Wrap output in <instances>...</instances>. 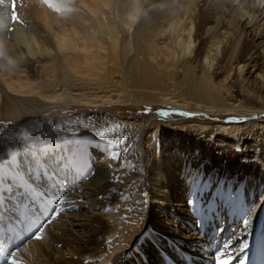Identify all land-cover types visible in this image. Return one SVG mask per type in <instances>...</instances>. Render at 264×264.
Listing matches in <instances>:
<instances>
[{"label":"rangeland","instance_id":"1","mask_svg":"<svg viewBox=\"0 0 264 264\" xmlns=\"http://www.w3.org/2000/svg\"><path fill=\"white\" fill-rule=\"evenodd\" d=\"M106 1L55 0L65 7L81 11L86 21L72 12L56 13L46 6L54 16L52 25L59 36L55 38L43 26L44 18H38L35 13L34 0H0V44L11 51L20 67L27 70L30 81L41 80L40 72L45 67L44 76L48 79L67 80L81 69L77 64H94L96 59L100 60L102 49H105L104 59L113 56L114 51L119 53L113 62L104 64L112 90L104 85L92 106L79 97L82 93L79 87L71 85L67 90L75 94L73 101L56 102L58 106L51 110L39 112L38 106L30 101L13 105L6 95V82L0 77V130L9 128L14 132V146L20 142L17 149L23 147L25 150L20 158L29 156V147H43L49 141L77 140L81 147L89 142L79 140L87 130L94 135V140L112 143L113 154L126 149L127 157L122 166L118 159L108 157L112 159L109 164L114 176L109 199L105 197L108 200L105 213L107 211L109 216H100L97 227L101 232L98 237L105 242L103 249L111 259L108 261L102 257L97 264H123L126 255L124 253L119 259L123 252L118 251L119 255L111 253L112 243L121 228L118 226L111 232L112 211L117 213L120 210L118 215L127 226L137 211L135 219L147 220L148 215L152 218L156 200L153 206H148L153 200L154 190L148 178L151 170L157 167L171 173L175 168L174 174L182 182V195L178 199L181 206L175 208L182 212L173 219L174 239L172 230L168 229L164 234L170 242L176 243L172 250L170 242L166 243L168 249L165 253L174 256L169 258L166 255V264H179L174 261L176 259L183 264L182 258L187 257L191 250L198 252L192 247L196 243L205 248L200 252L206 257V261L201 260L202 264H217V256L226 248L228 255L234 257L232 264H263L264 255L260 258L255 243L258 238V243L264 239V123L254 121L246 112L264 113V37L258 38L252 32L253 28H257V33L264 29V0ZM17 16L19 21H16ZM100 16H103L101 23ZM215 21L224 22L223 26L216 25ZM27 23L36 29L39 27L46 38L36 39V43L25 42L20 29L27 33ZM71 24H74L72 28ZM59 27L64 30H58ZM94 28L97 29L93 31ZM180 34V44L173 45L174 37ZM57 41L63 43L58 45ZM93 42L101 49L92 48L90 44ZM35 44L34 52L27 49V46ZM61 45L66 46L64 51H60ZM252 59L255 61L249 65ZM0 62L6 63L2 55ZM147 64L152 68V80L138 81L139 71ZM56 86L49 87L57 93ZM103 96L109 99H103ZM162 110L195 115L173 114L170 117L175 119L174 125L156 121L155 129L150 131L151 125H146L147 118ZM21 115L27 118L26 124L19 120ZM100 132L105 135L101 137L98 135ZM169 148L177 151L178 155L184 156L188 150L189 157L194 155L188 163L181 165L182 171L177 165L169 167ZM186 158L185 155L184 160ZM121 179L131 180V183L123 186ZM231 183L243 187H233ZM144 184L147 192L141 193L139 188ZM61 186L56 194L49 182L44 181L41 188L47 200H64L62 206L65 211V188ZM159 191L168 193L173 200L175 193L171 187L169 190L160 188ZM66 193L69 197V192ZM76 195H81V192ZM83 208L87 210L89 206L86 204ZM83 208L68 211L65 215L79 214ZM134 208L138 210L133 211ZM0 214V222L3 223L6 218L3 212ZM41 225L28 220L15 224V228L22 233L29 232L33 238ZM9 226L10 229L1 234L3 245L0 243V246L4 256L0 258V264H8L12 253L15 258L22 257L19 250L32 240L23 236L15 239L8 232H13L12 225ZM180 227H186L189 233L186 235L197 239L186 246L187 251H182L177 244ZM142 229V226L137 228L126 247L140 238ZM20 259L23 261L24 258ZM97 259L85 260L82 264H94L92 261Z\"/></svg>","mask_w":264,"mask_h":264},{"label":"bare ground","instance_id":"2","mask_svg":"<svg viewBox=\"0 0 264 264\" xmlns=\"http://www.w3.org/2000/svg\"><path fill=\"white\" fill-rule=\"evenodd\" d=\"M34 1L36 2L35 13H37L38 18L41 16L42 19L44 18V23L42 20L43 26L45 29H48L55 38H58L59 36L55 32L54 26L52 25L54 16L49 12L42 0ZM95 1L97 2L98 0ZM82 2L93 3L94 0H82ZM95 7L98 8L97 5H95ZM71 9L72 11L69 13L72 12L74 13L73 15H76L80 19L86 21V17L81 11H76L73 8ZM255 12H258V10H255ZM167 15L169 16L171 14L168 13ZM164 16L163 19H165ZM102 21L103 16H100L99 22L101 23ZM215 23L216 25H221L222 27L224 22H221L222 24H220V22L215 21ZM27 24V33L24 32L22 28L20 29V33L25 42L28 40V42L36 43V39L44 40V38H46L45 33L39 27L36 29L34 25L29 23ZM249 24L250 23H248L247 26H249ZM73 26L74 24H71V28ZM59 29L61 28L59 27L58 30ZM95 29L97 28H94L93 31H95ZM63 30L64 29L62 28L61 31ZM218 30H220V28ZM256 31L257 28L252 29V32H254L258 38L262 39L264 37V29L258 33ZM190 35L191 33L189 34V37ZM115 37L116 35L112 38V42L115 41ZM174 38L175 44L173 45H179L181 34ZM61 43H63V41H57L58 45ZM90 46L92 48L97 47L98 49H101L96 42H93ZM75 47L77 48L78 46ZM35 48H37L36 44L33 47L31 45H29V47L27 46V49L32 52L35 51ZM65 49L66 46L61 45L60 51H64ZM101 54L102 56L100 57V60L96 59V63L94 64H77V67L81 69L76 70L73 73V76L67 80L57 81L48 79L44 76V73L47 70L45 67L40 72L41 80L30 81L27 70L20 67V62L16 60L11 51L5 49V47L0 44V55H2L6 60L5 64L0 62V77L6 82L5 84L8 89V94L6 93V95L8 96L9 101L11 103L13 102V105L16 103L22 105L24 102L30 101L38 106L37 111L39 112L51 110L52 108L58 106L55 104L56 102L73 101L72 99L75 98V94L67 90V87L71 85L79 87L78 90L82 91L79 97L83 98L85 100L84 102L89 103L90 106H92L95 104L93 100L100 97L98 93L102 91V87L105 85L108 86V89L110 88V82L107 81L109 72L105 71L104 64L113 62L114 58H116L119 53L114 51L113 56L110 55L107 59H104L105 49L101 50ZM83 56H85V60H87L86 55ZM65 60L66 58H64V61ZM9 61H11V63H9ZM253 61L255 60H250L249 65L254 63ZM7 64L8 67H5ZM140 66H138V68H140ZM151 75L152 68L149 64H147L146 67L139 71L137 80L143 82L152 80L150 77ZM54 81L57 82V84H54ZM48 85H57L56 88L58 92H53V88H50ZM154 85L155 81L152 83V86ZM49 90H51V92L47 94ZM109 90L112 89L110 88ZM2 92L4 93V91ZM102 98L109 99V97L104 96ZM246 113H250V116L254 119V121L264 123V113L261 111L254 112L247 110ZM15 116L16 114H13V117ZM19 120L25 124L27 123L26 117L22 116ZM156 121H161V123L168 122L170 125L175 124V119H172L170 116L166 118L158 113H152L146 120V125H151L150 131L155 129ZM9 130V128H3L0 130V132L4 135L0 137V212H3V217L6 218L3 223L0 222V243L1 240L3 241L1 234H3L4 231L6 232L7 229H10L9 225H12L13 232H8L14 235L15 239L23 236L26 240H28L32 238V234L27 231V233L20 232L17 227L15 228V224L20 225L22 224V221L26 222L28 220H33L34 222L43 224L49 218L53 202L47 200L48 198L45 196L41 188L44 185V181H46L49 182L50 187L54 189L55 194L61 185L63 189L65 188L63 195H65L64 199H66V209L65 211L63 210V212H61V214L51 224L47 225L43 233V239L35 240L32 238V240L27 241V244L23 242L26 246L21 249L23 251H19L22 256L20 258L24 259L23 261H21L19 257L16 259L22 262V264H82L85 260L99 258L92 261L94 264H97L102 257L109 261L111 259V255L103 249L105 242L103 239L100 240L98 237L101 235V232L99 227H97V224L100 216H104L106 218L109 216L107 211L105 213V208L108 205V200H106V198L109 199V191L114 182V176L111 175V164L109 163H111V158L114 157L115 160L118 159V164L122 166L126 156V149L119 150V152L113 154L112 143L107 140H94V135L87 130L84 132V137H79V140H84L82 142H89L85 143L81 147L78 145L79 141L77 140H64L59 143L49 141L43 147L39 145L38 147H32L30 143H26L28 146H31L28 150L30 154L29 156H23L20 158V155H22L25 150L23 147L17 149L20 142H17V145L14 146V132ZM147 138L149 139V136H147ZM81 151L83 152L81 153ZM168 151L170 152L167 156V160L170 163L169 167L177 165L180 171L183 169H180L181 165L183 166L185 162L190 160L191 156H194L191 154L189 157V150L184 153V156L178 155L177 151L173 152V148H169ZM185 155L187 158L184 160ZM109 156L111 158H108ZM167 160L165 162H167ZM9 169L13 170L10 172ZM174 171L175 168L172 173L170 171L163 172L162 168L160 171V167L151 170L148 180L150 186L152 185L154 190L152 192L153 200L148 203V206H153L152 203L156 200V209L153 208L152 218L148 215L149 219L147 220L139 217L135 219V216L138 215L139 212L137 211L134 216L131 217L132 220L130 226H127L122 222V219L118 215L120 210H118L117 213L112 211L113 222L112 225L110 224L112 228L111 232L115 231L118 226L121 228L117 231L118 237L115 238L112 243L111 253L116 252V254L119 255V252H123L122 255L119 256V259H121L124 256V253H126L127 256L125 255L123 264H166L167 253H165V249L167 248L166 243H169L170 239L165 238L164 234H166L168 229H170L173 234L172 239H174L175 230L172 229V227H174L173 219L179 212H182L181 210L178 211L175 209L176 207L181 206L178 204V199H180L182 195V182L178 177H176ZM183 171L186 172L185 169ZM121 182L122 185L125 186L126 184L131 183V180L121 179ZM231 186L243 187L242 185H236L234 183H231ZM170 187L171 191L175 193L174 195L172 194L174 196L172 201L168 193L159 191L160 188L169 190ZM155 190H157V192ZM67 191L69 192V197H67ZM80 192L81 195L75 196L76 193ZM139 192H147L145 184L144 186H140ZM239 196L235 195V197ZM55 197L56 195L54 198ZM80 198L83 199V201H81ZM73 201H75V203H73ZM168 201H171L172 203ZM86 204L89 206L87 210L83 208ZM62 207L64 209V206ZM149 207L148 209H150ZM77 208H83V211L81 210L79 214L71 213L65 215L66 212L76 211ZM134 210H138V208H134L133 211ZM183 214L185 215L184 212ZM3 217L1 220H3ZM68 219L71 221H68ZM152 224H154V226L150 227ZM140 226L143 227L141 230L142 235H140V238L137 239L135 243L126 247L129 240L135 236L137 233L136 230ZM182 228L186 230V227ZM182 228H178L180 236L177 238V244H179L182 251H187L186 246H189L192 241H197V239H191L189 235H186V233L189 234L188 231H183ZM205 239L207 240V237ZM258 240L255 244L258 245V248L260 249L257 248L256 252H260V258H262V255H264V239L262 238V241L259 243ZM174 244L176 243H169L171 250L174 248ZM5 245L6 244H4V246ZM7 246L9 247V245ZM192 247L198 249V252H192L191 250L187 257L182 258L184 259L183 264H202L201 260L206 261V257L203 253H200L205 251V248L203 249L199 243H196L195 245L192 244ZM158 251L159 253L157 254ZM3 256L4 253L2 252V248L0 246V258ZM167 256L169 258L174 257L171 254ZM193 256L194 258H192ZM39 260L41 262H39ZM174 261L180 264V262H178L179 260L176 259ZM167 264L175 263L170 262Z\"/></svg>","mask_w":264,"mask_h":264},{"label":"snow or ice","instance_id":"3","mask_svg":"<svg viewBox=\"0 0 264 264\" xmlns=\"http://www.w3.org/2000/svg\"><path fill=\"white\" fill-rule=\"evenodd\" d=\"M43 4L46 5L48 8L54 10L56 13H64V12H70L72 11L71 8L65 7L63 4L55 2V0H42ZM16 21H19V17H16ZM161 116L164 117H169L173 114L180 115V116H186V117H192L195 115V113H190V112H184V111H179L176 113H173L168 110H162L161 112L158 113ZM101 137L105 135L104 132L98 133ZM13 169H9L11 172ZM65 204V201L62 199H58L57 201H54L52 204V211L49 216V218L39 227L38 231L34 235L35 240H41L43 238V233L45 231V228L47 227L48 224H51L64 210L62 205ZM247 245H244V248H246ZM228 249L226 248L224 251L220 253L219 256H217V264H232V259L234 257L228 255ZM8 264H22V262L18 261L15 258L14 254H9V259H8ZM244 264V262H242Z\"/></svg>","mask_w":264,"mask_h":264},{"label":"clouds","instance_id":"4","mask_svg":"<svg viewBox=\"0 0 264 264\" xmlns=\"http://www.w3.org/2000/svg\"><path fill=\"white\" fill-rule=\"evenodd\" d=\"M9 63H11V61H9Z\"/></svg>","mask_w":264,"mask_h":264}]
</instances>
